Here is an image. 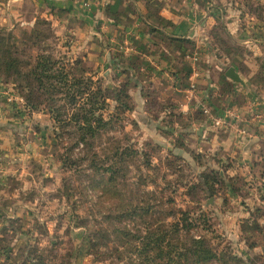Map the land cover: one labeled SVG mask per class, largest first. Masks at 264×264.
I'll use <instances>...</instances> for the list:
<instances>
[{
	"label": "rangeland",
	"instance_id": "374dc122",
	"mask_svg": "<svg viewBox=\"0 0 264 264\" xmlns=\"http://www.w3.org/2000/svg\"><path fill=\"white\" fill-rule=\"evenodd\" d=\"M213 1L218 4L229 3L231 7L245 14V19L251 14L264 21V0ZM75 2L81 10L79 13L78 9L51 11L54 15L52 20L48 21L43 13L52 10L53 6L49 7L46 1L35 0L25 6L27 18L33 22L28 26L8 29L12 31L20 48L33 55L38 51V47L30 49L27 43H21L22 38L35 21L44 20L38 28L45 34L46 38L42 43L47 52L67 69L75 62L76 64L72 65L75 69L71 71L76 75L81 72L90 78L92 91L97 86L101 87L105 99L103 103L100 99L102 104L99 106L102 109L99 111L106 120L109 115L116 113V107L120 105L112 99V95L113 89L126 82L127 75L123 71L127 69L128 72H133L130 63L140 61L134 48L140 47L138 41L145 37L149 39L150 36L147 33L138 36V32L123 31L130 25L137 11L136 0H113L116 4L124 3L127 6L123 8L122 5L114 10L109 8L108 0ZM96 5L99 6L97 12ZM53 21L58 24H53ZM140 22L141 30L146 31V21L141 18ZM218 31H222L220 33L223 37L228 35L224 29L220 28ZM154 47L150 48L152 52L156 51ZM107 48L113 49L114 62L111 66L104 62L100 67V61H107ZM176 50V54H180L177 47ZM189 53L185 51L184 55ZM109 54L112 56L110 51ZM109 70L110 74L105 75V71ZM137 74V86L133 82H126L131 96L142 84L141 74ZM147 83L143 81L142 85L145 86L143 89H148L146 94L144 93L148 100L137 92L142 98V104L139 105L137 95L133 96L134 108L143 106V110L132 113V108L123 112L112 125L104 127L94 140L90 151L85 149L82 143H74L68 134L72 131V124L64 130L60 129L61 124L46 107L41 106L38 110L26 107L12 78L0 76V105H3L7 119H11L15 126L11 137L13 145L17 144L14 152L18 153L11 177H6L2 186L0 184V264H30L25 261L29 248H36V254L41 255L45 264H120L115 257L102 255L98 259L94 258V250L90 252L88 243L97 227L95 221H102L98 212L101 207L98 196L102 190L101 186L94 188L99 178L87 167L94 159L92 153L95 152L102 159L106 149L113 151L114 139L118 140L120 145L130 141L129 146L141 150L153 166L147 172L143 168L140 169L156 178L157 187L150 184L141 186L136 181V165H140L142 160L135 158V162H127L126 179H122L120 185L132 205L138 201L140 206L156 203L160 197L159 191L167 188L163 191V199L172 196L178 207L195 210L199 208L194 215L203 213L207 219L206 225L210 228L202 230L200 227L198 232H194L195 229L194 235L204 234L218 250L230 248L235 254H242L244 257L249 255L250 258L264 256V203L256 206V200L244 189L242 179H234L235 186L238 187L234 192L226 191L223 185L216 186L215 197H208L194 187L197 185L195 183L198 173L206 165L220 168L214 159H207L205 154L199 158V162H193L187 157L186 160H175L172 157L163 159L167 146L165 139L169 136L166 133L163 135L164 131L158 128L160 120L155 118V114L159 113L162 103H166L161 98L168 92L161 82H150L151 86H147ZM67 107L62 116L66 120L72 113V108ZM161 116L163 115L160 114L159 117ZM175 180L181 183L177 184ZM167 181H171V186H168ZM174 187L176 190L172 194ZM2 188L6 190L5 193ZM146 190L154 191L156 200ZM117 197L111 199L114 211L121 202ZM220 204L223 206L220 207ZM133 221L140 219L136 217ZM125 222L132 226L129 220ZM254 222L258 225L257 229L252 226ZM113 223L116 227L119 226V223ZM8 225H13L15 230L5 231ZM252 241H257L258 244L250 250L248 246ZM107 250L101 248V251ZM65 253L70 256L63 257Z\"/></svg>",
	"mask_w": 264,
	"mask_h": 264
},
{
	"label": "crops",
	"instance_id": "0c3cea01",
	"mask_svg": "<svg viewBox=\"0 0 264 264\" xmlns=\"http://www.w3.org/2000/svg\"><path fill=\"white\" fill-rule=\"evenodd\" d=\"M34 1L0 0V27L16 29L31 24L33 21L27 18L25 6ZM41 1H46L49 7L53 6L52 10L43 13L48 21L54 15L51 11H81L75 0ZM108 2L109 8L113 10L124 5L116 4L113 0ZM135 4L137 11L123 31L138 32V36L145 34L139 25L141 18L155 29L152 35L148 34L149 39H141L138 41L140 47L134 46V49L140 57L137 71L141 74L142 84L143 81L148 82L147 86H151L150 82L154 81L163 83L168 94L164 93L161 100L171 104L174 111L169 109L175 113L173 122L169 124V137L165 135L166 151L171 148L184 153L177 145L182 142L195 154L213 155L215 161L225 164V169H220L221 174L242 179L244 189L256 200V206H260L264 203V21L251 14L245 19V14L229 3L218 4L213 0H136ZM220 23L228 34V42L240 49L236 56L221 50L216 53L212 47L218 44L210 32ZM53 24L58 23L53 21ZM179 39L191 42L194 45L192 51H197L196 55L192 51L184 56L177 55ZM152 47L156 51L152 52ZM105 51L108 54L107 61H100V67L104 62L111 66L115 59L112 48ZM230 66L235 69L242 83L225 76ZM185 68L189 71L186 75L188 86L180 84ZM105 73L110 74V70ZM191 81L195 82L192 91L188 89ZM142 84L133 92L134 97H138L139 105L142 104L139 95L144 86ZM224 85L227 89L222 90ZM202 104H206L216 116L231 112L230 124L224 128L214 126L202 113ZM142 110L143 106H138L132 113ZM7 118L3 105H0L1 186L6 177H11L13 165L18 160V153L14 152L17 144L13 145L11 137L15 126ZM159 128L164 130L166 126Z\"/></svg>",
	"mask_w": 264,
	"mask_h": 264
},
{
	"label": "trees",
	"instance_id": "16d2710c",
	"mask_svg": "<svg viewBox=\"0 0 264 264\" xmlns=\"http://www.w3.org/2000/svg\"><path fill=\"white\" fill-rule=\"evenodd\" d=\"M215 7L219 6L216 5ZM40 23H44V20L35 21L29 31L24 33L21 42L24 45L27 43L30 49L38 47V51L33 55L20 48L11 30L0 27V76L12 78L17 90L22 94L26 107L29 109L38 110L41 106L46 107L53 118L61 124L59 125L60 129L64 130L65 127L72 124V131L68 134L74 140V143L80 142L85 149L91 151L94 140L104 130V127L112 125L123 112L134 108V95L131 96L128 92L126 82H133L134 85H138L136 82L138 78L136 68L138 60L130 63L133 72H128L127 69L123 71L127 75L126 82L113 89L112 99L120 105L116 107V113L109 115L105 120L103 114L99 111L102 109L100 106L105 99L101 87L97 86L92 91L90 89L92 83L90 78L85 77L81 72L76 75L73 70L71 71V69H75L72 66L76 64L75 62L71 64L70 69H67L47 52L44 43H42V40L46 38L45 34L38 28ZM146 27L145 32L147 34L152 35V32H155L151 25L146 24ZM220 28L221 30L224 29L222 23L216 25L210 32L215 38L216 44H218L212 46L214 51L218 53L221 50L236 56L240 49L238 50V46L236 48L235 45H231L226 37H222L220 33L222 31H218ZM179 40L177 49L181 56H184L185 51L191 52L193 50L194 45L187 39ZM171 41L173 42V40ZM183 72V82L181 81L180 84L184 86L187 84L186 75L189 71L185 68ZM144 87H141L140 95L148 100L147 96L144 95L148 89L145 90ZM225 89H227L226 85L222 87V90ZM67 106L72 108L68 120L62 118L65 109L68 108ZM169 108L173 110L171 104L162 103L159 113L155 114V118L160 120L158 128L166 126V129H161L166 135L170 134L169 124L173 122L172 116L175 114L174 110L172 111ZM162 111L163 113H161ZM160 114L163 116L159 117ZM113 141V151L106 149L102 159L95 152L92 153L94 159L87 167L99 178L94 188L101 186L102 190L98 196L101 204L98 212L102 221H95L94 224L97 227L88 240L90 252L92 253L94 250V258L98 259L102 255L110 258L115 257L120 264H212L214 262L219 264H257V262H261V264H264L263 255L250 258L249 255L247 257L242 254L237 255L230 248L218 250L217 246H213L210 239L204 234L194 235L193 230L195 229L194 232H198L200 227L202 230L210 228L206 225L207 219L203 216V213L194 215L199 208L195 210L193 208L178 207L172 196L163 199V191L167 188L161 190L157 188L160 190V197L156 203H147L140 206L138 201L135 205H132L129 199L127 200L126 193L120 185L123 182L122 179H126L127 162L130 160L135 162V158L142 160L140 165H136L138 170L136 181L141 186L150 184L157 187L156 178L143 173L140 169L143 168L147 172L153 166L149 160H146L141 150L129 146L130 141H126L124 145H120L116 139ZM177 145L179 150L185 152L181 154L169 148L163 157L164 160L172 157L175 160H186L188 158L193 162H199L202 154L189 151L182 142L177 143ZM140 155L142 157H139ZM213 157V155H210L207 159H213ZM216 163L220 168L215 169L209 164L206 165L198 173L197 183H195L197 185L194 186L208 197H215V188L218 185H223L226 191L234 192V189H238L235 186L234 178L221 174L220 169L224 170L225 164H219V160ZM171 181L169 183L167 181L168 186H171ZM175 183L180 184L181 182L175 180ZM174 186L176 187L175 184ZM175 187L171 191L172 194L176 190ZM146 192L150 196H154V191L146 190ZM114 196H118L117 200L120 199L121 201L115 211L112 208L113 203L111 201ZM154 199L156 200L155 196ZM104 201L108 203H102ZM102 209L104 211H101ZM136 217H139L140 221H133ZM141 217H144V219H141ZM126 220L132 222V226L125 222ZM114 221L119 223L118 227L114 225ZM252 226L256 229L258 227L256 222ZM7 230L13 231L15 229L13 225H8L5 231ZM111 242L112 246H110ZM257 244V241H252L249 243L248 248L251 250ZM101 248L108 250L104 252L101 251ZM36 252V248H29L25 261H29L30 264H45L44 259ZM68 256H70L68 253L63 255V257Z\"/></svg>",
	"mask_w": 264,
	"mask_h": 264
},
{
	"label": "built area",
	"instance_id": "2783aa9c",
	"mask_svg": "<svg viewBox=\"0 0 264 264\" xmlns=\"http://www.w3.org/2000/svg\"><path fill=\"white\" fill-rule=\"evenodd\" d=\"M193 54L196 55V52H194ZM194 88H195V82L191 81L188 89L192 91ZM200 109H201L202 113L206 116V118L208 120H210V122L214 126L224 128L230 124L229 123V117L232 115L231 112L227 111L224 116H216V115L211 113L210 109L207 107L206 104H202Z\"/></svg>",
	"mask_w": 264,
	"mask_h": 264
},
{
	"label": "water",
	"instance_id": "95a60500",
	"mask_svg": "<svg viewBox=\"0 0 264 264\" xmlns=\"http://www.w3.org/2000/svg\"><path fill=\"white\" fill-rule=\"evenodd\" d=\"M224 74L226 77H228L232 81L242 83V80L240 79L239 75L237 74V72L235 71L233 67L231 66L228 67Z\"/></svg>",
	"mask_w": 264,
	"mask_h": 264
}]
</instances>
